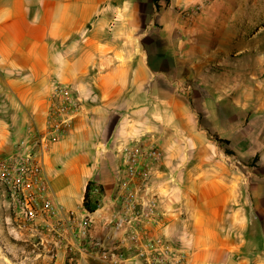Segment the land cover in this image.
<instances>
[{"label":"crops","instance_id":"0c3cea01","mask_svg":"<svg viewBox=\"0 0 264 264\" xmlns=\"http://www.w3.org/2000/svg\"><path fill=\"white\" fill-rule=\"evenodd\" d=\"M252 13L240 0H0V130L47 133L59 83L81 104L69 132L36 150L65 221H93L63 233L54 264H143L117 224L149 195L159 215L140 230L187 249V264H264V34ZM151 145L162 157L140 160L146 195L127 158ZM114 243L125 257L103 261Z\"/></svg>","mask_w":264,"mask_h":264},{"label":"built area","instance_id":"2783aa9c","mask_svg":"<svg viewBox=\"0 0 264 264\" xmlns=\"http://www.w3.org/2000/svg\"><path fill=\"white\" fill-rule=\"evenodd\" d=\"M80 110L81 104L73 88L60 83L55 85L51 94L48 132L32 133L28 137L13 141L17 151H14L10 163H3L2 170L10 189L11 207L15 216L14 229L28 232V235L35 236L42 245L53 243L55 248H59L62 245L63 233L76 228L80 234L86 235L93 222L90 217L79 220L72 212L69 222L65 221L63 206L52 192L43 164L36 152L37 149L47 150L52 143L61 140L69 132L72 121ZM161 157L162 152L155 145L148 146L145 150L135 147L128 152L127 178H143L146 195L149 194L148 164L144 170H140L138 165L141 158L151 163ZM128 179L123 181L124 187L128 185ZM93 192L100 193V186L95 185ZM127 202L134 213L119 221L117 227L127 231L126 243L130 250L135 251L138 259L143 264H187L189 259L187 249L174 246L162 236L145 237L140 230L144 220L153 222L159 215L158 198L147 196L142 201L140 209H137L138 204L132 200ZM102 250L103 261L115 262L125 257L119 243Z\"/></svg>","mask_w":264,"mask_h":264},{"label":"rangeland","instance_id":"374dc122","mask_svg":"<svg viewBox=\"0 0 264 264\" xmlns=\"http://www.w3.org/2000/svg\"><path fill=\"white\" fill-rule=\"evenodd\" d=\"M240 2L244 9L253 11L251 15L255 17L256 30L264 34V0H240ZM14 148L12 138L7 136L5 130H0V264H54L59 248H55L53 243L42 245L35 236L31 237L26 231L14 229L15 216L11 207L10 189L2 170L3 163H10ZM226 151L233 152L227 148ZM233 164L243 171H258L257 168H253L256 167L255 161L246 162L235 157Z\"/></svg>","mask_w":264,"mask_h":264},{"label":"trees","instance_id":"16d2710c","mask_svg":"<svg viewBox=\"0 0 264 264\" xmlns=\"http://www.w3.org/2000/svg\"><path fill=\"white\" fill-rule=\"evenodd\" d=\"M155 2H158V0H155ZM226 153L229 155L234 154L231 151H226ZM92 191H93L92 183H90L88 185V189H87L85 201H84V207L90 213L95 212L96 207H97V203H98V201L97 200L95 201L94 198L92 197Z\"/></svg>","mask_w":264,"mask_h":264},{"label":"water","instance_id":"95a60500","mask_svg":"<svg viewBox=\"0 0 264 264\" xmlns=\"http://www.w3.org/2000/svg\"><path fill=\"white\" fill-rule=\"evenodd\" d=\"M230 264H235V262L232 261V262H230Z\"/></svg>","mask_w":264,"mask_h":264}]
</instances>
